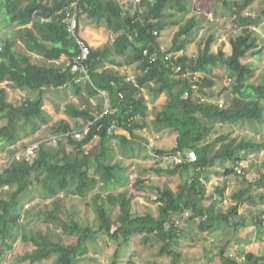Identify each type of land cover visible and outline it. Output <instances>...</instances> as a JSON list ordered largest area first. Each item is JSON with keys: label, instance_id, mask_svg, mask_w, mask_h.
Instances as JSON below:
<instances>
[{"label": "trees", "instance_id": "obj_1", "mask_svg": "<svg viewBox=\"0 0 264 264\" xmlns=\"http://www.w3.org/2000/svg\"><path fill=\"white\" fill-rule=\"evenodd\" d=\"M252 1L235 0L229 5L232 26L228 30V54L223 49V42L217 51H213L215 36L210 34L196 56L181 53L178 62L181 69L175 72L171 66L165 65L164 53L159 52L157 37L168 26L177 25L178 29L168 49L185 50L187 39L197 26L198 18L193 13L179 23L177 15L183 16L188 12L193 0H139L129 8H124L117 0H78L82 11L77 19L75 34L84 40L89 52L83 63L88 76H84L82 82L81 74L71 70L80 50L64 20V11L71 0H0V21L4 27L10 28L11 33L3 37L0 45V120H6L0 125V151L5 145L10 147L17 143L19 132L25 124L30 126V132L33 133L48 122L44 108L45 88L57 90L70 86L75 93L83 88L90 95L97 93V90H104L110 108V113L95 119L87 98H79L77 104H65L71 116L92 121L89 131L82 138L76 139L72 134L75 129L68 121L62 120L53 129L52 136L58 138L56 145L41 141L29 160L19 156L6 164L0 174V191L6 194V197L0 196V257L4 250L12 249L14 241L18 239L23 229L21 219L24 212H27L24 207L33 201L34 193L44 198H55L60 192L85 197L95 188L96 180L90 174L91 168H94L95 173L102 174L104 185L118 179L115 172L121 170L122 166L105 160L112 140L122 147L124 154L134 151L130 141L141 137L135 131L147 125L143 121L147 105L142 89L149 91L150 99L158 98L160 94L165 96L161 110L152 121L154 131L171 128L176 132L175 145L171 149L156 151L168 157L179 154L183 160L188 152L195 155V160L174 162L170 169L171 173H186V178L177 183L175 190H158L156 217L150 214L133 216L130 197L126 192L103 196L95 193L90 203L96 215V226L62 221L60 227L63 234L75 236L74 240L66 243L52 242L38 231L33 233L30 230L28 235L22 233L20 242H30L34 249L22 254L18 262L39 264L55 257L52 264H81L86 258L88 246L103 234L116 246L108 264H118L121 248L133 235L143 233L144 240H148L151 234L156 233L165 239L158 250L159 254L171 256L173 264H178L181 254L173 245L177 243L180 228L173 225L174 219L182 218L183 213L188 211L190 219L199 220L198 228L203 231L213 229L217 220L230 222L239 217L240 202L252 201L243 197L246 191L242 189L232 194L234 203L229 205L225 213L217 212L214 196L205 194L202 175L206 167L217 161L227 160L237 165L244 152H258L264 148V143L250 139L238 140L229 133L210 140L217 123L238 125L258 122L263 117L264 75L259 76L258 82H250L252 68L241 62V58L251 48L258 46L257 35L249 27L258 22V16L243 15L244 9ZM85 22L93 25L105 23L108 33L113 36L112 41L104 48H99L93 43L91 31L84 33ZM236 28H241V31L235 32ZM18 40L27 51L51 62H33L30 55L15 48ZM144 49L157 51L156 61L149 62L148 57L142 53ZM111 53L125 55L126 63H136L139 71L133 75V81H126L125 76L100 68L102 59L115 61L110 57ZM63 54L68 57V63L53 62ZM216 68L224 69L230 81L229 94L233 96L227 105L221 107L202 100V97H211V88L216 83L211 75ZM194 76L196 80H193ZM4 82L28 95L35 92V95L25 97L17 104L8 102L6 90L1 86ZM54 107L59 109L58 105ZM100 107L97 106L98 111ZM113 121L117 122V129L121 133H108L107 128ZM98 125L100 129H97ZM64 134L67 135L62 137ZM94 134L97 135L99 150L96 153H84L83 145L90 142ZM218 142L221 147L211 153V148ZM9 152L13 155L16 148ZM231 173V168L224 172L226 175ZM263 180L264 175L253 183L259 185ZM223 190V187H215L216 196L223 197ZM256 199L264 203V193ZM108 206L119 207L116 219L112 220L108 216ZM253 220L260 224L264 218L255 216ZM227 258V264H264V255L253 252H246L241 261L235 257Z\"/></svg>", "mask_w": 264, "mask_h": 264}, {"label": "crops", "instance_id": "obj_2", "mask_svg": "<svg viewBox=\"0 0 264 264\" xmlns=\"http://www.w3.org/2000/svg\"><path fill=\"white\" fill-rule=\"evenodd\" d=\"M133 1L134 0H117V2L124 6V8H129V6L133 7L135 5V1L134 3ZM234 1L235 0H228V2L226 1L227 3L215 12V18H213V20H216L215 25L217 26L209 29L208 31L210 32L206 36L207 39L210 34H214L215 45L219 42L223 34L222 30H228L232 26V18L230 17L229 13V5H231ZM257 1L258 0H253L243 11V15L245 16H247L248 12H250L252 16H258V22L249 25L251 30L254 31L257 35L256 38L258 40V46L251 48L248 54L244 57L249 58L245 63L249 64V66L252 68V72L254 71V60L250 59L251 56L259 59L262 51L264 50V0H260L261 5L263 6L261 9L256 6ZM198 3H200V0H193V2L191 3L192 10L190 13L196 14L198 18V24L195 28H193L189 37L191 35L192 37H195L198 32V28L200 30V35L203 34L202 30L208 27V23L210 24V22H213V20H210V18L207 16V12L213 11H206L203 8H199ZM178 20L180 21L179 18ZM170 26L165 28L164 31L160 32V35L157 37L159 50L168 48L171 45L174 32L171 37L167 36V34H169L168 31ZM210 26H212V24H210ZM227 26H229L230 28H226ZM83 28L84 33L91 31L93 43L99 48H104V46L106 44H109L113 39V36L108 33L105 23L93 25L85 22L83 24ZM240 31L241 28L235 29V32L237 33ZM9 34L11 33L9 32ZM206 39L204 37L203 41L202 39L199 40L198 44H200L199 47L201 49L203 48V42H205ZM15 48L19 52L27 53L32 58L36 57V60L32 59L35 63L47 64L51 62L49 60H45L38 54L27 51L20 40L17 41ZM181 52L190 54L186 49ZM110 57L115 61L109 62L105 59H102L103 61L100 66L101 69H109V71L116 72L118 73V75H122L125 77L133 76L135 72L139 71L135 62L126 63L125 55L118 56L111 53ZM68 61V57L63 54L58 60H55L53 62L63 64L68 63ZM257 63L258 65H261L260 62ZM262 65L264 71V62L262 63ZM84 76L87 77L88 72L86 75L81 74L80 80L82 82H84ZM77 81H79V79ZM4 83L9 84L8 82ZM20 91L25 93V91L23 90ZM46 91H51V93L59 94L63 98H65V100L62 101L63 106L59 102L44 97V101H48L47 104L44 103V108L47 111L49 118L48 122L41 125V128L37 129L33 133L30 132V126L25 124L22 129L28 126V128H25L24 130V132L27 133L24 134L22 132L20 139L16 143L17 145L14 144L10 147L5 145L7 149L16 148L17 153L24 148L33 144H38L41 141H48V143L54 145L52 141L55 137L52 136L54 134L53 129H55V127H57L59 122H61L62 120L68 121L70 126L74 128L75 131H79L84 128L89 121L87 122L83 118L71 116V114L65 109V104L67 103L77 104L80 100L79 98H87L91 104L90 110L94 114H96L99 110L97 106H101V110V108H103L105 104H109L104 90H97L98 92L94 95L88 94V92L83 88H81L78 93H75L70 88V86H65L57 90L53 88H45L44 93ZM142 91L146 98L147 105L146 116L143 118V121H145L147 125L141 130L135 131V134L141 136L142 138L136 137L135 139L130 141V144L132 145L134 151L127 154H124L122 152V147L112 140L108 152V157L105 160L108 163H119L122 166L121 170H116L115 172V174L118 176V179H116L115 181H110L109 183L104 185V177L102 176V174L95 173L94 168H91L90 174L96 180L95 188L92 191L88 192L85 197L80 198L76 195H69L60 192L55 198L44 199V197L40 195V198H38V194L34 193V197L32 198L33 201L31 203H28L24 207L26 208L27 212H24V215L21 219L23 229L20 230V235L22 233L28 235L31 230L33 231V233L38 231L42 235L48 236L50 241L56 243H66L74 240V235L70 236L63 234L64 232L61 231L60 227L61 222L75 221L80 225L88 224L87 226L90 227L96 226V215L90 203V198L95 193H100L101 196H103L109 193L117 194L119 192H126V195L130 197L131 213L133 216H144L146 214H150L153 217L157 216L159 206V202L157 200L158 190H162L164 188L175 190L177 183L180 180L185 179L187 174L185 173L181 175L179 173H171L170 169L174 164L171 157H168V155L165 153L161 154L160 152L156 151H167L175 145V131H173L171 128H162L160 132H155L152 126V121L154 120L156 114L161 110V106L165 99L164 94H160L158 98L150 99L149 91L146 92V89H142ZM215 93L216 89H212L210 93L211 97H202V100L210 102L213 100L220 101L224 93ZM70 98H74L75 102H70ZM56 105L59 106L58 110H56L54 107ZM119 130L120 129H116L115 132L121 133L122 131ZM145 137H152V140H150V142H147ZM98 148V140L95 139L83 145L82 150L84 153H96L99 150ZM14 154L7 159L6 163L5 161L2 162V160H0V166H6V164L13 158ZM247 155L248 154H246V156ZM129 161H131V163ZM245 161L246 160L244 159L243 162ZM144 162H147L146 165L138 164ZM228 168H231V166L227 160L217 161L213 165L206 167L202 175V180L205 183V194L214 196L216 201V211L220 213H225L227 211L229 205L234 203L231 197L232 194L241 189V185L234 187V178L231 174H224L225 170ZM263 175L258 174L256 179H260ZM217 186L223 187V197L216 196L214 189ZM260 186L262 187V190L252 195L248 194L244 198H249L250 200H252L251 198L253 197L255 198L254 201L258 200L256 198H259L260 195L264 193V180L262 181ZM36 198H38V201L40 200L42 203H38L37 208H35V204H37L38 201H34V199ZM263 205L264 203H262L261 201H258L256 205L253 204V200L250 201V203L240 202V205L238 207L239 217L237 219H231L230 222L217 220L214 224L213 229L211 230L201 231L198 228L199 220L195 218L193 220L190 219V214L184 217L182 216V218H180L181 225L178 226L180 228L178 232L179 237L177 239V243L173 245L175 250L181 254L178 264H227V257H235L237 260L241 261L244 260V255L246 254V252H253L258 255H264V221H262V223L260 224H256L252 219L255 216H251L253 214L252 209H254V207H257L254 209L256 210L255 215L259 216L260 218H264ZM111 213H113V215ZM118 213V206L107 207V214L109 217L111 216L115 218ZM249 220H251V222ZM19 237L17 239V249L14 252V254L16 255V259L21 257V255L26 251H31L32 249H34L33 244H31L30 242L22 243L20 242ZM144 239L145 237L143 233H137L133 235L130 241L124 245L125 250H122L118 264H128L129 261H131L132 264H173V258L171 256H161L158 252L161 244L165 241L164 238H160L155 233L151 234L148 240ZM93 241L95 243L88 246V252L85 255V257L88 259L84 257L85 260L81 261L80 263L108 264L109 259L106 260L105 257H101L100 255H104L103 250L106 252V249H110L108 250V254L109 257L112 256L116 248L115 244L110 241V239L107 238L106 235L103 234L97 236ZM54 258L55 257H52L50 261L43 260L39 264H52ZM18 261L19 260H17V262ZM18 263L28 264L27 262L23 261H20Z\"/></svg>", "mask_w": 264, "mask_h": 264}, {"label": "rangeland", "instance_id": "obj_3", "mask_svg": "<svg viewBox=\"0 0 264 264\" xmlns=\"http://www.w3.org/2000/svg\"><path fill=\"white\" fill-rule=\"evenodd\" d=\"M223 1L224 2L225 1L228 2V0H223ZM198 6H199V8L205 9L206 11L212 10L213 11L212 12L213 18H215V12L219 8L223 7L224 3L222 4V1L221 2L219 1V3H218L217 1L214 2L212 0H200V3H198ZM256 6H258L259 9H261L263 7L261 5L260 0L257 1ZM191 10H192V5L189 6L188 12H186L183 16L178 14L177 17L180 19L179 22L185 21L192 14V13H190ZM223 10H225V9H223ZM220 14H221V12H220ZM181 17H182V19H181ZM263 18H264V16H263ZM228 23H229V20H228ZM210 24H212V26H210ZM210 24L208 23V27H206V29L202 30L203 34L200 35V32H199L200 30L198 28L197 29L198 32H197L196 36L192 37V35H191L188 38V40L186 42V48L185 49L191 55L194 54L193 56H196L200 52L201 48L199 47L200 44H198L199 40L202 39V41H203L204 37L206 39V36L210 32L208 30L211 29V28H214L215 26H217V25H215L216 24V20H213V22H210ZM228 27L229 26H227L226 28H228ZM177 29H178L177 25L170 26L169 31H168L169 34H167V36L171 37L173 32H175V30L177 31ZM213 30H211V31H213ZM228 30H225V29L222 30L223 34H222L219 42L215 46H213V51H217V49L220 47V44L223 42L224 43V46H223L224 51L227 54L230 52V46L228 45V36H229V31ZM9 31H10V28L4 27V24H2L1 21H0V45H1L3 37L6 36V34H9L8 33ZM203 44H204V42H203ZM184 53L186 54V52H184ZM244 57L241 58V62L242 63H245L247 61V59H249V58H244ZM35 58L36 57H33L32 59L34 60ZM250 59L254 60V63H253V66H254L253 70L254 71L252 72V77L250 78V82H252V83L258 82L259 81V75L263 76V73H264L263 65H262V63L264 62V50L262 51L261 56H260L259 59H257L256 57H252V56H251ZM257 62H260L261 65H258ZM211 76L216 80V85L212 89L213 90L216 89V93L217 94H220L219 92H221V94L224 93L223 97L221 98L220 101L213 100L211 102H213L214 104H217L219 107L223 106V104L227 105L226 103L229 102L230 98L231 97L233 98V96L231 94H229L228 87L230 85V81L228 80L227 74L225 73L223 68H216ZM2 86L6 90V100L8 102H12L13 104H17L18 102H20L25 97H28V96L32 97V96L35 95V94H32V93L28 95V93H26V92L24 93V92L20 91L19 89H13V88H11V86L9 84L3 83ZM44 97H47V98H50L51 100L59 102L62 106H63L62 101L65 100V98H63L61 95L55 94V93H51V91H46L44 93ZM69 100H70V102H75L74 98H70ZM47 102L44 101V103H46V104H47ZM262 114H263L262 115L263 117L258 122H252V123L243 122V123L238 124V125H236V124L229 125L228 123L227 124L217 123V124H215V129L213 130V133L210 136V140H214V139H216L217 137H219V136H221L223 134H228L229 133L231 137L236 138L238 140L250 139V140H252L254 142L264 143V107H263ZM5 121H6L5 119L0 120V125L5 123ZM25 128H28V126L25 127ZM25 128L22 129L21 132H19L20 136L22 135V132L24 134L27 133V132H24ZM62 137H63V135H62ZM174 137H175V134H174ZM151 138L152 137H148V138L145 137L147 142H150V140H152ZM220 147H221V143L220 142L215 143L214 146L211 148V150H212L211 153H213L214 151L218 150ZM9 150L10 149H7V147L3 146V148H2V150L0 152V160H2V162L5 161V163H6L7 159L12 156V154H10ZM247 154L248 155L246 156V153L244 152V154L241 155L242 161H240L237 165H235V164L232 165L229 162V164L231 166V169H232L231 175L234 178V181H233L234 187H237V186L241 185L240 186L241 189H244L246 191L243 194V197H245L248 194H251V195L255 194L256 192L262 190V187L260 186V184L258 185V184L252 183V182H256L257 181L256 178H257L258 174L263 175V173H264V150L263 151L260 150L258 152H250V153H247ZM244 159L246 160L245 162H243ZM129 162L131 163V161H129ZM146 163L147 162L138 163V164L146 165ZM237 167H241L242 173H237V171L235 170ZM0 196L6 197V194L3 191H0ZM37 197L40 198L39 195ZM38 198L34 199V201H38ZM251 199L253 201L255 200V198H253V197ZM91 201L92 200L90 198V202ZM38 203L40 204L41 201L39 200L37 202V204H35L36 205L35 208H37ZM257 203H258V201L257 202H253V204H255V205ZM261 207H262V205H261ZM255 208H257V207H254V209ZM254 209H252L253 214L251 215L253 217L256 216L255 215L256 210H254ZM44 210H45V207H44ZM111 214L113 215V213H111ZM111 219L114 220V219H116V217L115 218L111 217ZM249 221L251 222V220H249ZM94 243L95 242L92 241V244H94ZM17 244L18 243H17V240H16L13 243V248L12 249L3 251L2 256L0 257V264H19L17 262L16 255L14 254V252L17 249ZM108 250H110V249H106V252L103 250V254L104 255H100V256L101 257H105L106 260L109 259V262H110L111 256L109 257ZM122 250H125L124 245L121 248L120 253H122Z\"/></svg>", "mask_w": 264, "mask_h": 264}, {"label": "built area", "instance_id": "obj_4", "mask_svg": "<svg viewBox=\"0 0 264 264\" xmlns=\"http://www.w3.org/2000/svg\"><path fill=\"white\" fill-rule=\"evenodd\" d=\"M135 2H139V0H134ZM82 9L81 7L78 5V0H71L70 4L66 7V10L64 11V20L67 24V30L70 32L71 35H73L76 38V42L78 44V47L80 49V53L78 54V56L76 57V62L73 63V65L71 66V70L78 72L82 75H86L87 74V68L86 66L83 64L84 60L87 58L88 55V48L84 42L83 39L79 38L78 36H76L75 34V29H76V23H77V19L79 14L81 13ZM207 16L210 18V20H213V14L212 12H207ZM247 16H251V13L248 12ZM156 33V32H154ZM159 52L164 53L163 58L165 60V65L166 66H171L175 72L179 71L180 68V64L179 62V57L181 56V51H170L168 48H165L163 50H159ZM143 55H145L146 57H148L149 62H154L156 61L157 57H158V52L157 51H149L148 49H144L142 51ZM133 79V76H129L126 78V80H131ZM193 80H196V77H193ZM185 96H187V93L185 94ZM24 100V99H22ZM110 113V108L107 104H105L103 106V108L96 114L92 113L95 115V119ZM92 124V121H89L88 124L82 128L79 131H74L72 132L73 136L76 139H80L84 136V134H86L89 129H90V125ZM117 122L113 121L109 127L107 128L108 133H113L116 131L117 129ZM97 129H100V125H98ZM68 134V133H67ZM64 134L63 136L67 135ZM62 136V135H61ZM57 136H55L53 138V144L56 145L57 144ZM97 139V135L94 134L92 137V140ZM37 144H33L30 145L26 148H24L23 150L17 152L16 154H14L13 158H17L19 156H23L26 160H29L31 157L34 156V149L36 148ZM172 159L175 163H181L184 160H188L189 162L195 160V155L193 152H188L183 160V158L180 155H175L172 156ZM6 166H0V174L3 172L4 168ZM238 173H241V169H237ZM189 215L188 211H185L183 213V217ZM181 224L180 219H174V226H179Z\"/></svg>", "mask_w": 264, "mask_h": 264}, {"label": "clouds", "instance_id": "obj_5", "mask_svg": "<svg viewBox=\"0 0 264 264\" xmlns=\"http://www.w3.org/2000/svg\"><path fill=\"white\" fill-rule=\"evenodd\" d=\"M251 16H252V15H251ZM168 48H169V47H168ZM127 77H129V76H127ZM127 77H126V78H127ZM133 80H134V76H133V79H131V80H126V81H133ZM91 112H92V111H91ZM98 112H99V111H98ZM98 112H97V113H98ZM237 169H241V168H240V167H237L235 170L237 171Z\"/></svg>", "mask_w": 264, "mask_h": 264}, {"label": "bare ground", "instance_id": "obj_6", "mask_svg": "<svg viewBox=\"0 0 264 264\" xmlns=\"http://www.w3.org/2000/svg\"><path fill=\"white\" fill-rule=\"evenodd\" d=\"M177 155H179V154H177ZM171 159H172V157H171ZM172 161H173V159H172ZM174 162V161H173ZM241 168V167H240Z\"/></svg>", "mask_w": 264, "mask_h": 264}]
</instances>
